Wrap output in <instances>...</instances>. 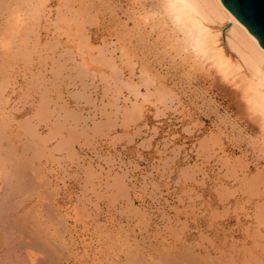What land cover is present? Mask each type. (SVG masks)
I'll list each match as a JSON object with an SVG mask.
<instances>
[{"label": "rangeland", "instance_id": "rangeland-1", "mask_svg": "<svg viewBox=\"0 0 264 264\" xmlns=\"http://www.w3.org/2000/svg\"><path fill=\"white\" fill-rule=\"evenodd\" d=\"M12 1L0 30L27 40L0 31V264H264V65L227 21L191 16L202 55L170 0Z\"/></svg>", "mask_w": 264, "mask_h": 264}, {"label": "bare ground", "instance_id": "bare-ground-1", "mask_svg": "<svg viewBox=\"0 0 264 264\" xmlns=\"http://www.w3.org/2000/svg\"><path fill=\"white\" fill-rule=\"evenodd\" d=\"M5 1H7V0H5ZM14 1V0H13ZM12 1V2H13ZM21 1L22 0H20V2L19 3H21ZM24 1V0H23ZM22 1V2H23ZM29 1V0H28ZM15 2H18L17 0L16 1H14L13 3H15ZM25 2H26V0H25ZM67 2V1H66ZM69 2V1H68ZM66 3L67 5H69L70 3ZM90 2V1H89ZM100 2V1H99ZM18 3V4H19ZM37 3H40L39 1L37 2ZM71 3H73V1L71 0ZM170 6L173 8L171 11L172 12H174V13H176V17L178 18V21L180 22L181 20H186V22H188V23H190V27L189 26H187V27H189V29L187 30V32H183L185 35H187V36H189L190 37V39H191V42H192V48L194 49H196V50H198V52H200L201 51V53H198V54H202V52H203V48H205L204 46H203V42H205L204 41V30H203V27H202V25H201V23L199 22V21H197V20H195V22L193 21L194 19H192V17L191 16H193V15H197L196 16V18L198 17V16H200V18L202 19H208L210 16H213L214 18H216L217 20H219V21H221V23L223 22V21H227V23L229 24L227 27H224V30L223 31H226L227 29V35L229 34V36H231V35H233L234 36V38L232 37V39H235V48L237 49V51H236V53H240V55L239 56H241V57H244L245 58V60L252 66L251 68H252V70H253V68L255 69V70H257L258 68H259V66L260 65H264V50L261 48V46L259 45V43L257 42V40L252 36V35H250L249 33H248V31H247V29L243 26V25H241L237 20H236V18L231 14V13H229L225 8H224V6L222 5V3H221V1L220 0H170ZM168 3V4H169ZM6 3L4 2V4L2 3V5L4 6ZM9 4H10V2H9ZM32 4V3H31ZM34 4H36V3H33V5ZM42 4V3H41ZM74 4V3H73ZM87 4V3H86ZM92 4V3H91ZM24 5V4H23ZM22 5V6H23ZM27 5V4H26ZM66 5V6H67ZM95 5V4H94ZM5 6H9V5H5ZM4 6V7H5ZM14 6V5H13ZM12 5H11V7H13ZM19 6H20V4H19ZM28 6H29V4H28ZM28 6H27V8H28ZM65 6V5H64ZM73 6V5H72ZM169 6V7H170ZM7 9H8V7H6ZM19 8V7H18ZM22 8V7H21ZM78 8H79V6H78ZM81 8V7H80ZM92 8V7H91ZM12 9V8H11ZM17 9V8H16ZM28 9H30V8H28ZM33 9V8H32ZM19 10H20V8H19ZM31 10V9H30ZM35 10V9H34ZM68 10V9H67ZM72 10V9H71ZM78 10H80V9H78ZM84 10V9H83ZM89 10V9H88ZM2 11V10H1ZM4 11V10H3ZM21 11V10H20ZM29 11V10H28ZM27 11V12H28ZM76 11V10H75ZM16 12V11H15ZM30 12V11H29ZM34 12V11H33ZM80 12V11H79ZM84 12H85V10H84ZM89 12V11H88ZM3 13V12H2ZM6 13V12H5ZM14 13V12H13ZM12 13V14H13ZM18 13V12H17ZM16 13V14H17ZM81 13V12H80ZM7 14V13H6ZM8 14H10V11H9V13ZM12 14H10L9 15V17H12L11 18V20L13 21L14 19H13V17H14V14L12 15ZM15 14V15H16ZM77 14H79V13H77ZM76 14V15H77ZM84 14V13H83ZM95 14V13H94ZM173 14V13H172ZM171 14V15H172ZM34 15V14H33ZM74 15V14H73ZM86 15V14H85ZM139 15V14H138ZM3 16V15H2ZM22 16V18H23V15H21ZM173 16V15H172ZM8 17V16H7ZM9 17H8V19H7V21L9 20ZM33 17H35V16H33ZM70 17V16H69ZM75 17V16H74ZM140 17V16H139ZM142 17V16H141ZM174 17V16H173ZM6 18V17H5ZM15 18V17H14ZM17 18V17H16ZM62 18V17H61ZM60 18V19H61ZM143 18V17H142ZM175 18V17H174ZM199 18V17H198ZM32 19V18H31ZM36 19V18H35ZM69 19V18H68ZM140 19V18H139ZM144 19V18H143ZM213 20V21H217V20ZM10 20V21H11ZM23 20H25V19H23ZM22 20V21H23ZM37 20V19H36ZM39 20V19H38ZM37 20V21H38ZM61 20H63V19H61ZM83 20V19H82ZM144 20H146V19H144ZM173 20V19H172ZM16 21V20H15ZM20 21V20H19ZM33 21V20H32ZM174 21V20H173ZM177 21V20H176ZM203 21V20H202ZM204 21H206V20H204ZM6 19H5V21H4V24L5 25H3L5 28H8L9 30H11L13 27H15L16 26V28H14V32L16 31V29H18L17 28V25L15 24H10V26H9V21L8 22H6ZM14 22V21H13ZM13 22H10V23H13ZM66 22H68V21H66ZM71 22H74V20L73 21H71ZM92 22V21H91ZM212 22V21H211ZM210 22V23H211ZM8 23V24H7ZM30 23V22H29ZM28 23V24H29ZM33 23V22H32ZM178 23V22H177ZM183 23V28H185V29H187V27H185V22H182ZM217 23V22H216ZM226 23V24H227ZM27 24V23H26ZM60 24V23H59ZM82 24V23H81ZM85 24V23H84ZM89 24V23H88ZM187 24V23H186ZM12 25H14V26H12ZM61 25V24H60ZM66 25V24H65ZM75 25V24H74ZM139 25H140V22H139ZM179 25V24H178ZM181 25V24H180ZM205 25V24H204ZM9 26V27H8ZM28 25H26V26H24V28H30V27H27ZM29 26H31V25H29ZM137 26V25H136ZM135 26V27H136ZM176 26H177V24H176ZM206 26V25H205ZM219 26H221V25H219ZM2 28L1 27V29H4L5 31L6 30H8V29H5V28ZM10 27H12V28H10ZM57 28V27H56ZM67 28V27H66ZM177 28H179V26L177 27ZM181 28V27H180ZM22 29H23V27H22ZM28 29H26L27 31H29L27 34H26V36L29 34V36L32 34V33H34L35 31H34V29L32 30L31 28H30V30H32L31 32H30V30H28ZM77 29H82V28H77ZM221 29V28H220ZM4 30H0V31H3V35L6 33H9L8 35H7V37H8V39L9 40H11L12 39V36H11V34H10V32H12V31H4ZM20 30V29H19ZM19 30H18V32L16 33V35H18V33H19V35L20 34H22L21 32H25V29H23L22 31H20L19 32ZM81 31V30H80ZM206 31V30H205ZM67 32V31H66ZM204 32V33H203ZM135 33V32H134ZM0 34H1V36H2V33L0 32ZM6 34L2 37L3 39H4V37H6ZM24 34V33H23ZM18 35V37H22V36H24L25 37V34L24 35H20L19 36ZM83 35V34H82ZM206 35V34H205ZM131 36V35H130ZM187 36H186V38H187ZM226 36V35H225ZM20 37V40L21 39H24L23 37L21 38ZM86 37H88V36H86ZM11 38V39H10ZM15 37L13 36V39H14ZM229 38V37H228ZM7 39V40H8ZM73 39H76V38H73ZM133 39V38H132ZM229 39H231V38H229ZM2 42H3V40L2 39H0ZM5 40V39H4ZM25 40H27V37H26V39H24L23 41H25ZM22 41V42H23ZM29 41V40H28ZM36 41H38V40H36ZM74 41V40H73ZM88 41V40H87ZM185 41V40H184ZM189 41V40H188ZM227 41V40H226ZM232 41V42H233ZM86 42V41H85ZM84 42V43H85ZM141 42V41H140ZM139 42V43H140ZM227 42H229V41H227ZM231 42V41H230ZM55 43V42H54ZM75 43V42H74ZM79 43V42H78ZM142 43V42H141ZM185 43H186V41H185ZM22 44H24V43H22ZM86 44V43H85ZM129 44V43H128ZM230 44V43H229ZM46 45V44H45ZM82 46V45H81ZM169 46V45H168ZM230 46V45H229ZM230 47H232V49H235V48H233V46H230ZM50 48V47H49ZM82 48V47H81ZM190 48H191V46H190ZM191 48V49H192ZM16 49V48H15ZM77 50V49H76ZM195 50V51H196ZM78 51V50H77ZM192 51H194V50H192ZM239 51V52H238ZM34 52V51H33ZM72 52V51H71ZM0 53H2V52H0ZM82 53V52H81ZM88 53V52H87ZM130 53V52H129ZM195 54H197V51L196 52H194ZM72 54V53H71ZM24 55V54H23ZM70 55V54H69ZM83 55V54H82ZM203 55V54H202ZM20 56V55H19ZM56 57H58V56H56ZM209 58V57H208ZM60 59V58H59ZM211 59V58H210ZM244 60V61H245ZM10 61V60H9ZM67 61V60H66ZM69 61V60H68ZM248 64V66L250 67V65ZM5 65V64H4ZM3 65V66H4ZM262 65V66H263ZM81 66V65H80ZM53 67V66H52ZM82 67V66H81ZM80 67V68H81ZM77 68V67H76ZM75 68V69H76ZM219 68V67H218ZM60 69V68H59ZM61 69H63V68H61ZM4 70V69H3ZM146 70V69H145ZM2 71V70H1ZM58 71V70H57ZM70 71V70H69ZM72 71V70H71ZM259 71V70H258ZM147 72H149V71H147ZM256 72V71H255ZM49 73V72H48ZM57 73V72H56ZM60 73V72H59ZM1 74H3V73H1ZM8 74V73H7ZM77 75H78V73H77ZM76 76V75H75ZM68 77V76H67ZM78 77V76H77ZM76 77V78H77ZM81 77V76H80ZM146 77V76H145ZM149 78V77H148ZM1 79V78H0ZM75 79V78H74ZM48 82V81H47ZM0 83H2V82H0ZM35 84V83H34ZM2 85H3V83H2ZM5 85V84H4ZM51 87V86H50ZM52 88H54L53 86H52ZM48 89V88H47ZM54 91V90H53ZM159 92L160 91H162L161 90V88H160V90H158ZM1 92V91H0ZM1 94H2V92H1ZM77 97V96H76ZM40 100H41V98H40ZM43 100V99H42ZM252 101H253V98L251 99ZM247 101V100H246ZM251 101V102H252ZM40 102V101H39ZM44 102V101H43ZM254 102V101H253ZM261 102V101H260ZM44 103H46V102H44ZM44 103H42L41 102V104H44ZM52 103H54V102H52ZM254 105H256V103L254 104ZM260 105V104H259ZM54 106H56V105H54ZM253 106V105H252ZM40 107H42V106H40ZM44 107H46V104L44 105ZM43 107V108H44ZM254 107V106H253ZM256 107V106H255ZM259 107V106H258ZM39 109V108H38ZM46 109V108H45ZM43 110L44 112H46L47 110ZM257 109V108H256ZM39 111V110H38ZM43 111H41V113L43 112ZM51 111V110H50ZM258 111V110H257ZM57 112V111H56ZM65 112V111H64ZM261 112V111H260ZM58 113V112H57ZM66 113V112H65ZM57 115H59V114H57ZM56 115V116H57ZM51 116V115H50ZM74 116V115H73ZM264 116V115H263ZM8 118V117H7ZM6 118V119H7ZM48 118V117H47ZM61 118V117H60ZM42 119V118H41ZM0 120H2V119H0ZM11 120V119H10ZM64 120V119H63ZM71 120H72V116H71ZM23 121V120H22ZM73 121V120H72ZM75 122V121H74ZM73 122V123H74ZM7 123H8V121H7ZM12 123V122H11ZM58 123V122H57ZM56 123V124H57ZM76 123V122H75ZM3 124H4V122H3ZM10 124V123H9ZM9 124H7V126L9 125ZM22 124V123H21ZM37 124H38V122H37ZM6 126V125H5ZM6 126V127H7ZM23 126H25L24 124H23ZM2 127H4V125L2 126ZM2 127H0V128H2ZM74 127V126H73ZM28 128V127H27ZM32 128V127H31ZM5 129H7V128H5ZM24 129V128H23ZM26 129V128H25ZM34 129V128H33ZM58 129H60V128H58ZM57 129V131H60V130H58ZM62 129H63V127H62ZM27 130V129H26ZM29 130H31V129H29ZM0 131H2V130H0ZM4 131V130H3ZM2 131V132H3ZM26 132V131H25ZM27 133H28V131H27ZM57 133V132H56ZM25 134V133H24ZM33 134V133H32ZM3 135V134H2ZM1 135V136H2ZM52 137V136H51ZM39 140V139H38ZM40 142V141H39ZM41 142H42V140H41ZM61 145H63L64 143H60ZM58 145H59V143H58ZM58 145H57V147H58ZM60 145V146H61ZM32 146V145H31ZM35 146V145H34ZM15 149V148H14ZM14 149H13V151H14ZM43 149V148H42ZM41 149V150H42ZM1 150V149H0ZM8 150V149H7ZM28 151H29V149H27ZM26 150V151H27ZM33 151V150H32ZM35 151H37L36 149H35ZM39 151V150H38ZM43 151V150H42ZM40 152V151H39ZM23 153V152H22ZM27 153V152H26ZM32 153V152H31ZM1 154H2V152H1ZM24 154V153H23ZM22 154V155H23ZM37 154V153H36ZM41 154V153H40ZM14 155V154H13ZM22 155H21V157H22ZM32 155V154H31ZM30 155V156H31ZM39 156H41V155H39ZM25 157H23V159H24ZM29 158L30 157H28V160H29ZM37 158V157H36ZM40 158V157H39ZM32 159H33V157H32ZM3 160H4V157H3ZM2 159L0 160V162L1 161H3ZM28 160H26L25 162H27ZM40 160V159H39ZM18 161H20V160H18ZM30 161H31V159H30ZM33 161V160H32ZM21 163H22V160L20 161ZM19 162V163H20ZM5 163V162H4ZM33 163V162H32ZM14 164H16V163H14ZM17 165V164H16ZM20 165V164H19ZM24 165H25V163H24ZM29 165V164H28ZM3 166V165H2ZM2 166H0V167H2ZM22 165H20L19 167H21ZM16 167V166H15ZM18 167H16V169H17ZM22 168L24 169V166H22ZM22 168H20V169H22ZM32 171H34L35 170V168H32V167H29ZM28 168V169H29ZM23 169H22V171H23ZM27 169V170H28ZM6 170V169H5ZM26 170V171H27ZM40 170V169H39ZM6 171H8V170H6ZM10 171V170H9ZM8 171V172H9ZM11 171H12V169H11ZM17 171V170H16ZM16 171L14 172V171H12L13 173H16ZM19 171V170H18ZM21 171V170H20ZM28 172V171H27ZM30 172V171H29ZM34 173H35V171H34ZM37 173V172H36ZM35 173V174H36ZM9 174V173H8ZM17 174V173H16ZM21 174V173H20ZM19 174V175H20ZM18 174H17V176H15L16 177V182H15V180H14V175H13V178H12V180L14 181V182H11V180H9V181H7L8 183H7V186L8 187H10V188H12V185H14V183L16 184L18 181H17V179L19 178V177H21V175L19 176ZM35 177V176H34ZM27 178V177H26ZM25 178V179H26ZM36 178V177H35ZM43 178V177H42ZM10 179V178H9ZM20 179V178H19ZM40 179V178H39ZM21 180H23V177L21 178ZM27 180H28V178H27ZM26 180V181H27ZM28 181H30V180H28ZM32 181V180H31ZM23 182H24V180H23ZM35 182V181H34ZM43 182V181H42ZM48 182V181H47ZM27 183V182H26ZM21 184V183H20ZM28 184H29V182H28ZM31 184V183H30ZM35 185H37V183L35 182L34 183ZM34 184H33V188H34ZM6 185V184H5ZM17 185H18V183H17ZM42 185V184H41ZM43 185H45L44 183H43ZM19 186V185H18ZM24 185L23 184H21V187L20 188H22ZM38 187V185L36 186V188ZM50 187V186H49ZM10 188H9V191L11 192V190H10ZM18 188V187H17ZM25 188V187H24ZM40 188H42L41 186H40ZM53 188V187H52ZM19 189V188H18ZM30 189V188H29ZM29 189L27 190V191H29ZM8 190V189H7ZM6 190V191H7ZM21 190V189H20ZM26 190V188L24 189V191ZM32 190V189H31ZM47 190V189H46ZM52 190V189H51ZM26 191V192H27ZM53 191H55V190H53ZM30 192V191H29ZM28 192V193H29ZM45 192V191H44ZM25 193V192H24ZM7 194H9L8 192H7ZM6 194V195H7ZM13 194V193H12ZM21 194V193H20ZM35 193H33V195H34ZM53 194V193H52ZM23 195V194H22ZM39 195H40V193H39ZM19 196V195H18ZM38 196V195H37ZM45 196V195H44ZM3 197V196H2ZM8 197V196H7ZM40 197V196H39ZM47 197V196H46ZM45 197V198H46ZM55 197V196H54ZM6 198V197H5ZM9 198V197H8ZM3 199V198H2ZM3 205V202L0 200V210H1V206ZM9 205V204H8ZM10 209V208H9ZM45 210V209H44ZM47 212V211H46ZM52 212V211H51ZM0 213H1V211H0ZM27 213H28V211H27ZM46 214V213H45ZM0 216H2V215H0ZM24 216V215H23ZM8 217V216H7ZM262 217H263V215H262ZM50 219V218H49ZM258 220V219H257ZM52 222V221H51ZM45 224V223H44ZM51 224V223H50ZM63 224V223H62ZM7 226V225H6ZM10 226V225H9ZM12 226V225H11ZM51 226V225H50ZM259 226H260V224H259ZM263 226V225H262ZM13 227V226H12ZM5 229V231H6V227L4 228ZM3 228H2V231L4 230ZM9 229V228H8ZM11 229V228H10ZM14 230V229H13ZM36 230V229H35ZM46 230V229H45ZM49 230V229H48ZM1 231V230H0ZM4 231V232H5ZM12 231V230H11ZM41 231V230H40ZM39 231V232H40ZM48 232V231H47ZM10 233V232H9ZM20 233V232H19ZM41 233V232H40ZM5 234H8V233H5ZM43 234V233H42ZM61 235V234H60ZM53 237V236H52ZM55 237V236H54ZM53 237V238H54ZM50 238V237H49ZM56 239V238H55ZM47 241V240H46ZM59 241V240H58ZM23 242V241H22ZM34 242V241H33ZM60 242V241H59ZM25 243V242H24ZM31 243V242H30ZM49 243H50V241H49ZM64 243V242H63ZM51 244V243H50ZM59 244V243H58ZM38 245V244H37ZM43 245V244H42ZM48 245V244H47ZM52 245V244H51ZM29 246H30V244H29ZM31 246H33V245H31ZM111 246V245H110ZM34 247H35V244H34ZM50 247V246H49ZM45 248V247H44ZM24 250V249H23ZM37 250V249H36ZM48 250V249H47ZM142 250V249H141ZM38 251V250H37ZM60 253H61V251H60ZM59 253V254H60ZM58 254V253H57ZM43 255V254H42ZM184 255V254H183ZM54 256V255H53ZM179 256V255H178ZM187 256V255H186ZM52 259V258H51ZM171 259V258H170ZM46 260V259H45ZM132 260V259H131ZM138 260V259H137ZM167 260V259H166ZM186 260V259H185ZM17 261V260H16ZM54 261V260H53ZM130 261V260H129ZM48 262V261H47ZM131 262V261H130ZM138 262V261H137ZM47 264V263H46ZM53 264V263H52ZM174 264V263H173Z\"/></svg>", "mask_w": 264, "mask_h": 264}, {"label": "water", "instance_id": "water-1", "mask_svg": "<svg viewBox=\"0 0 264 264\" xmlns=\"http://www.w3.org/2000/svg\"><path fill=\"white\" fill-rule=\"evenodd\" d=\"M264 50V0H220Z\"/></svg>", "mask_w": 264, "mask_h": 264}]
</instances>
